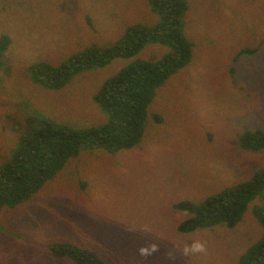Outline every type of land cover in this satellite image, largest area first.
Instances as JSON below:
<instances>
[{
    "label": "rangeland",
    "instance_id": "374dc122",
    "mask_svg": "<svg viewBox=\"0 0 264 264\" xmlns=\"http://www.w3.org/2000/svg\"><path fill=\"white\" fill-rule=\"evenodd\" d=\"M186 1L191 60L155 90L138 145L83 151L29 200L4 207L0 264H76L49 253L55 242L95 252L105 264H238L263 236L252 212L259 198L232 228L177 230L191 217L177 203L200 204L264 167V148L239 146L244 131H264V0ZM156 19L146 0H0V38L9 39L0 57V164L29 118L75 129L103 123L93 96L131 59L83 72L60 90L31 80L35 62L58 66ZM164 52L150 44L138 58ZM197 241L206 251L183 255Z\"/></svg>",
    "mask_w": 264,
    "mask_h": 264
},
{
    "label": "trees",
    "instance_id": "16d2710c",
    "mask_svg": "<svg viewBox=\"0 0 264 264\" xmlns=\"http://www.w3.org/2000/svg\"><path fill=\"white\" fill-rule=\"evenodd\" d=\"M146 1L157 17L150 26L141 23L127 26L117 41L87 48L58 66L44 62L31 66L28 73L34 83L49 90H60L83 72L100 69L114 59H131L127 66L106 79L93 96L105 117L103 123L75 129L42 116L27 119L10 155L0 164V211L29 200L83 151L102 149L115 153L138 145L155 90L190 62L192 47L183 31L187 1ZM87 22L90 24L88 17ZM8 44V38H0V57ZM150 44L162 46L164 54L156 59L138 58ZM239 146L251 152L262 150L264 131H244L239 136ZM255 198H259L260 204L252 212L264 229V167L251 179L210 195L200 204L177 203L175 209L191 215L177 230L189 233L221 224L232 228ZM47 248L53 257L67 258L76 264H105L95 252L69 243L55 242ZM238 264H264V234L241 256Z\"/></svg>",
    "mask_w": 264,
    "mask_h": 264
},
{
    "label": "clouds",
    "instance_id": "9594fccd",
    "mask_svg": "<svg viewBox=\"0 0 264 264\" xmlns=\"http://www.w3.org/2000/svg\"><path fill=\"white\" fill-rule=\"evenodd\" d=\"M153 250L155 251L157 249L154 248ZM205 251H206L205 244L199 241L194 242L193 244L186 246L182 249V253L185 256L190 255V254H195V253H203Z\"/></svg>",
    "mask_w": 264,
    "mask_h": 264
}]
</instances>
